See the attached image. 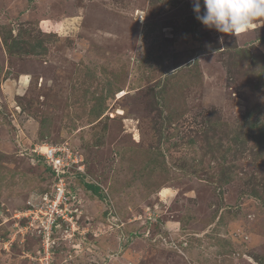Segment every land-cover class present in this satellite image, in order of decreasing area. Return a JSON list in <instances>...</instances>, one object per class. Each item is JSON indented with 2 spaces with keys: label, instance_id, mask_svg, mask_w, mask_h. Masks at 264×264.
Instances as JSON below:
<instances>
[{
  "label": "rangeland",
  "instance_id": "374dc122",
  "mask_svg": "<svg viewBox=\"0 0 264 264\" xmlns=\"http://www.w3.org/2000/svg\"><path fill=\"white\" fill-rule=\"evenodd\" d=\"M46 145L84 161L58 179ZM46 262L264 264V18L230 36L192 0H0V264Z\"/></svg>",
  "mask_w": 264,
  "mask_h": 264
},
{
  "label": "clouds",
  "instance_id": "9594fccd",
  "mask_svg": "<svg viewBox=\"0 0 264 264\" xmlns=\"http://www.w3.org/2000/svg\"><path fill=\"white\" fill-rule=\"evenodd\" d=\"M192 5L196 19L206 28L230 36L245 32L264 18V0H192Z\"/></svg>",
  "mask_w": 264,
  "mask_h": 264
},
{
  "label": "built area",
  "instance_id": "2783aa9c",
  "mask_svg": "<svg viewBox=\"0 0 264 264\" xmlns=\"http://www.w3.org/2000/svg\"><path fill=\"white\" fill-rule=\"evenodd\" d=\"M38 149L44 156L43 158L46 160L47 164L51 166L52 170L55 172L56 178L58 179L61 178L62 174H64L70 166L76 168L80 162L84 161V158L80 153H73L71 149L63 150L61 147H55L52 145H46L45 147L40 146ZM64 200L65 184L61 182L56 185L53 197L49 198V201H47L48 205L46 206L44 217L49 224L48 227H51L57 218L70 220L68 215L66 217L64 216V211L60 208V205L64 203ZM46 234H48V232ZM47 248L48 247H46V251L48 250ZM46 264L48 263L46 262Z\"/></svg>",
  "mask_w": 264,
  "mask_h": 264
},
{
  "label": "trees",
  "instance_id": "16d2710c",
  "mask_svg": "<svg viewBox=\"0 0 264 264\" xmlns=\"http://www.w3.org/2000/svg\"><path fill=\"white\" fill-rule=\"evenodd\" d=\"M84 187H85V189L90 190V191L94 192L95 194H98L100 191L99 187L92 184V183H85Z\"/></svg>",
  "mask_w": 264,
  "mask_h": 264
}]
</instances>
